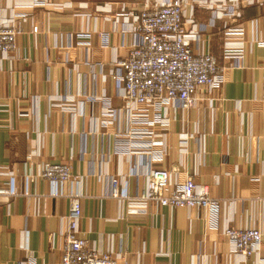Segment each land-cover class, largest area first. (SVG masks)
Returning a JSON list of instances; mask_svg holds the SVG:
<instances>
[{
  "label": "crops",
  "instance_id": "crops-1",
  "mask_svg": "<svg viewBox=\"0 0 264 264\" xmlns=\"http://www.w3.org/2000/svg\"><path fill=\"white\" fill-rule=\"evenodd\" d=\"M41 1L0 0V21L23 29L16 50L0 55V264H59L65 215L79 194L80 235L125 252L130 264H261L232 253L222 230L240 224L264 232V47L257 43L264 3L244 7L241 19L197 10L192 46L218 57L225 83L212 107L170 106L168 124L149 125L152 138L130 140L131 127L146 122L129 121L113 61L129 54L136 36L122 14L114 19L122 5L140 11L145 0ZM227 20L245 23L233 39L243 42L239 66L237 51H226ZM184 133L193 134L187 145ZM43 162L69 163L77 178H44ZM152 167L167 168L173 183L194 175L221 201L217 211L156 204L142 211L110 196L117 176L120 190L136 197ZM261 254L264 264V238Z\"/></svg>",
  "mask_w": 264,
  "mask_h": 264
},
{
  "label": "built area",
  "instance_id": "built-area-1",
  "mask_svg": "<svg viewBox=\"0 0 264 264\" xmlns=\"http://www.w3.org/2000/svg\"><path fill=\"white\" fill-rule=\"evenodd\" d=\"M45 2L42 0L39 4ZM263 3L264 0H145L140 11H128L122 5L116 17L112 15L115 23H118L117 16L122 14L129 24V30L136 36L129 54L118 56L113 61L124 81V107L129 113V121L146 122L143 127L145 131L140 127H131L128 131L130 140L137 137L146 140L147 134L152 136L149 125L168 124L170 106L188 110L206 101L212 107L214 92L225 83L226 66L218 57L192 46L193 41L200 38V29L196 24L197 10L206 8L213 12L214 17L241 19L244 7L257 4L261 9ZM188 12L190 18L186 19ZM186 22H191L193 27L188 29ZM224 27L226 51L228 54L237 51L231 56L237 59L234 66H239L243 42L236 46L233 39L243 37L245 23L240 21L231 26L227 20ZM22 31L21 25L13 20L0 21V55L9 57L16 50L17 37ZM257 43L264 47V38H259ZM145 107L154 109V114L148 117L143 111ZM106 113L114 115L115 111L110 106ZM191 137V133L183 134L184 145ZM200 147L205 152L204 138ZM5 172L6 169L0 168V173ZM39 174L56 183L77 178L71 164L64 162H43ZM81 196L71 198V206L65 215L66 225L61 230L64 253L59 264H130L125 252L98 249L80 235ZM110 196L127 202L132 209L142 211H148L152 204H156L171 208L205 207L216 212L221 202L211 196L208 185L196 182L194 175L173 183L165 167L150 169L146 184L136 197L122 192L119 177L113 176ZM222 231L232 253L244 259L255 257L263 263L261 250L264 232L261 227L235 224L226 225Z\"/></svg>",
  "mask_w": 264,
  "mask_h": 264
}]
</instances>
